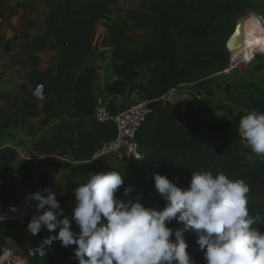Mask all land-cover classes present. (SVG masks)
<instances>
[{
    "label": "trees",
    "instance_id": "16d2710c",
    "mask_svg": "<svg viewBox=\"0 0 264 264\" xmlns=\"http://www.w3.org/2000/svg\"><path fill=\"white\" fill-rule=\"evenodd\" d=\"M187 1V2H186ZM119 0H45L48 14L45 17L46 31L28 41L29 53L26 62L32 70L28 75L33 85H47L44 102L46 123L54 107H63L71 118L82 119L92 114L95 97L90 91L95 68L86 67L77 77L71 89L66 81L79 68L89 50L91 27L106 10L118 4ZM142 11L131 14L132 27L144 31V36L131 48L123 49L121 42L125 30L120 23L108 26V35L113 43L112 67L117 79L106 87L111 95H122L126 84L135 75V68L142 64L154 63L151 78L147 84L148 95L160 99L181 84L195 82L204 74H215L226 67L228 51L225 40L233 33L234 21L248 10L264 15V5L249 0H139ZM49 47L55 51L45 71L37 69L39 58L36 52ZM233 105H242L248 111L264 112V91L245 89L243 86L225 87ZM32 113L36 106L24 102ZM153 129L148 132L139 129L137 139L145 152L142 170L150 182L154 174L166 176L177 187L187 188L193 171H222L231 179H243L248 183L250 214L258 215L264 222V204H259L253 193L259 189L264 198V158L256 155L253 161H245L239 154L235 123L229 119L195 109L188 120L178 119L164 108H156ZM150 114V115H151ZM149 115V116H150ZM244 114L239 113L236 120ZM99 125V127L97 126ZM67 127H59L51 139L34 144L32 149L42 153L52 152L58 145L67 147L75 159L89 160L99 144L110 141L116 135L112 124L92 123L79 140L73 142L66 136ZM17 153L13 148L0 149V212L26 199L36 207L31 199L35 192L50 189L63 209L64 199L53 189V176L45 171L36 174L42 185L32 184V175L25 169L19 180L13 179L7 171ZM123 184L118 188L117 199H139L146 201L145 187L131 178L122 176ZM131 187V193L124 196V189ZM41 212L47 210L40 209ZM62 219L63 216L58 217ZM102 222L105 220L102 219ZM171 222H177L173 220ZM170 224V223H169ZM169 224L167 225L169 227ZM72 230L77 225L71 222ZM264 231V223L255 225ZM59 227L50 232L57 235ZM17 226L10 219L0 222V256L7 239L16 240ZM187 251L196 249V239L192 234L185 238ZM61 247L59 240L45 246L44 254L32 255L28 264H79L73 248Z\"/></svg>",
    "mask_w": 264,
    "mask_h": 264
},
{
    "label": "clouds",
    "instance_id": "9594fccd",
    "mask_svg": "<svg viewBox=\"0 0 264 264\" xmlns=\"http://www.w3.org/2000/svg\"><path fill=\"white\" fill-rule=\"evenodd\" d=\"M237 130L251 151L264 158V112L247 111ZM153 180L165 201L159 210L143 206L138 198L117 199L121 172H89L73 189L71 220L50 189L43 190L46 195L33 193L37 210L45 206L47 210L31 217L28 232L35 236L42 228L53 232L59 227V231L27 250L29 255L25 251V259L32 252L42 256L45 246L59 240L61 247L76 246L73 252L79 264H195L184 239L192 232L205 264H264V231L255 227L264 222L250 214L245 180L231 179L222 171H193L187 188L161 174H154ZM131 191L125 188L124 196ZM173 220L182 227H168ZM72 221L78 232L72 230Z\"/></svg>",
    "mask_w": 264,
    "mask_h": 264
},
{
    "label": "crops",
    "instance_id": "0c3cea01",
    "mask_svg": "<svg viewBox=\"0 0 264 264\" xmlns=\"http://www.w3.org/2000/svg\"><path fill=\"white\" fill-rule=\"evenodd\" d=\"M119 2L116 5L110 6L92 25L89 50L82 65L75 70L74 74L66 81L65 85L67 89H71L84 68L94 67L95 73L90 91L94 97H103L108 109L112 112H118L143 99L154 100L147 92V84L151 78L152 69L155 65L154 63H146L137 66L135 68L136 75L127 82L125 91L122 95H111L106 92V87L117 79L112 67L111 55L113 52V43L108 35V26L114 22L120 23L123 26L125 30L124 38L121 42V47L123 49L131 48L139 41L143 34L142 29L132 27L133 21L130 17L131 14L142 11L139 0H128V7L121 6ZM48 11L49 9L48 6H46L45 0H0V49H6L8 51L14 50L19 46V34H23L22 41L27 43L24 53L28 55L30 51L28 48L29 39L37 37L46 31L44 20ZM15 36L17 38H15ZM24 37H26L25 40H27V42L24 40ZM55 54V51L49 47L36 52L39 58L37 69L45 71ZM26 66L29 72L24 74L21 78V80H23V85L21 86L22 88L24 86V88L19 90V95L21 96L19 109L23 110V108H26L24 102L36 106L34 116L37 119L38 135L35 141L32 138H28L27 141H13L12 136V138L7 137V132L5 134L6 137L0 138V149L9 147L13 148L17 153L16 159L10 162V164L14 163L16 167L17 165H23L25 169H29L32 175L33 185H42V181L38 183H36L38 180L34 181L38 172L45 171L51 174L54 178V190L62 196L68 207H70V205L74 206L75 204L73 189L77 187L79 183L87 179L89 172H106L114 170L121 172L122 176L141 179L144 175L142 168L136 167L131 163H121L113 156L99 159L91 158L89 160L75 159L70 150L63 145H58L50 153L34 151L32 149L34 144L50 140L59 127H67V138L75 142L79 140L80 134H85L89 126L96 122L93 120L92 114L87 118L75 119L69 117L63 111V107H54L46 123H43L42 121L45 119L44 102L46 100L47 85L31 84L28 75L32 68L27 62ZM3 77H5L4 87H12V85H9V82L12 81V74L6 72ZM2 78H0V81ZM182 92L190 95L192 94L190 91ZM197 106L199 105L197 104ZM8 170L9 168L7 167V171ZM8 172L10 174V170ZM22 174L23 171L17 172V170L13 173L16 177H21ZM68 184L71 186L70 192H66L65 190ZM29 211L28 208L23 214L12 216L13 218L11 221L17 226L16 240L18 242H29L28 245H26L27 250L32 251L43 238L48 236V234H46L48 230L42 228L35 236L28 232L27 224L30 221ZM3 213L4 212H0V222L5 219Z\"/></svg>",
    "mask_w": 264,
    "mask_h": 264
},
{
    "label": "rangeland",
    "instance_id": "374dc122",
    "mask_svg": "<svg viewBox=\"0 0 264 264\" xmlns=\"http://www.w3.org/2000/svg\"><path fill=\"white\" fill-rule=\"evenodd\" d=\"M249 1L264 5V0H249ZM250 16H254V17L261 16L264 19V15H262L261 13L254 12L253 10H248L234 21L233 32L241 28L240 31L243 33V27H244L243 24L246 20L249 19ZM262 28H264V25H262ZM142 32L143 34L140 37V39L144 36V31L142 30ZM15 38L17 37L15 36ZM18 38L20 40L18 43L19 46L14 50L8 51L6 49H0V78H2L6 74V72H8V74H12V81L9 82V85H12L13 87V88L4 87L5 77H3L4 79L2 78V80L0 81V138L6 137L5 134L7 132V137L12 136L13 141H24V140L27 141L28 138L30 139L32 138L35 141L38 135L37 119L34 116L36 111L32 113L31 109L27 107L23 108V110L19 109V104L21 101L19 90L24 88V86L23 88L21 86L23 85V80H21V78L24 76V74H27V72L29 71H28V67L26 66V62H24L26 61V57H27V55L24 53L27 43L22 41L23 34H19ZM25 39L26 37H24V40ZM227 39L225 40V42L227 41ZM25 41L27 42V40ZM231 64H232L231 54L229 53L226 67L223 70L218 71L215 74H211V75H208V73H206L204 74L203 78L196 80L195 82L184 83L178 86L177 88H175L177 90L190 91V93H192L191 95L194 97L193 102L189 106V113L185 117L184 116L178 117V119L188 120L193 110L204 109L208 112L214 113L218 116L233 121L236 127V140H237L236 144L239 154L243 160L253 161L256 157V154L251 151L250 147L247 145V142L238 133L237 129H238L239 120H236L239 113L245 114L248 110L242 105H233L228 98V94L225 87L228 85L230 87L243 86L245 87V89H258L260 91H264V51L258 49L254 54V59L253 61H251V63L236 64V66L232 68V70L225 72L228 68H230ZM197 104L199 106H197ZM155 121H156V114H151L150 116L147 117L145 124L143 125V128L141 130L144 129V131L150 132L153 129ZM97 126L99 127V125ZM14 166L16 167V164L14 163H11L8 166L10 170V174L9 172L8 174L13 179L19 180L21 177H16L15 175H13V173L16 170L17 172L25 171V168L23 165H17L15 169ZM131 179L135 181L138 185L145 187L146 201L149 207L156 208L157 210L162 209L164 207L165 201L156 192L154 188V183L150 182L148 178L145 176V174L141 177V179L140 178L138 179L131 178ZM36 180H38L36 183L42 181L40 178L35 177L34 181ZM53 184H54V180H53ZM70 188L71 186L70 184H68L65 189L66 192H70L71 191ZM253 198L259 204L262 205L264 204V198L259 189L254 191ZM64 204H65V210L69 214H71L73 205H70V207H68L65 200H64ZM28 208L30 210L29 219H31V217L35 214H42L41 210H37V207H35L34 205L29 204ZM12 216H16V215L15 214L9 215L8 218L11 220L13 218ZM169 227L175 230L176 228L182 227V225L175 222H170ZM78 231L79 228L77 226L75 232ZM47 232L46 234L50 236V232L49 233ZM189 234H192L196 239L195 234L192 232L185 233L184 238ZM14 241L17 244L16 246L27 252L26 245H28L29 242L25 243V242H18L17 240ZM189 254L193 258L195 264H205L203 251L199 250L197 244L195 251ZM27 255H29L28 252ZM28 258H26L24 261H21V263H17L15 261L10 260V264H28L27 263ZM64 264H66V261L64 262Z\"/></svg>",
    "mask_w": 264,
    "mask_h": 264
},
{
    "label": "built area",
    "instance_id": "2783aa9c",
    "mask_svg": "<svg viewBox=\"0 0 264 264\" xmlns=\"http://www.w3.org/2000/svg\"><path fill=\"white\" fill-rule=\"evenodd\" d=\"M256 18L261 26L264 25L263 17L257 16ZM151 101L150 99H143L118 112H112L108 109L105 99L96 96L92 111L93 120L100 125L112 124L116 129V135L110 141L99 144L93 152L92 159L113 156L120 162L132 163L136 167L142 168L145 152L137 139V133L152 113L149 108ZM7 241L8 239L5 241L3 252L6 251ZM3 255L4 253L0 256V263L10 264V260L13 261L6 259L2 262ZM18 260L24 261L22 258H18Z\"/></svg>",
    "mask_w": 264,
    "mask_h": 264
},
{
    "label": "bare ground",
    "instance_id": "6f19581e",
    "mask_svg": "<svg viewBox=\"0 0 264 264\" xmlns=\"http://www.w3.org/2000/svg\"><path fill=\"white\" fill-rule=\"evenodd\" d=\"M243 26V33H240L242 45L231 53L232 64L225 72L232 70L236 64L251 63L258 49L264 51V28H262L257 18L250 16ZM25 256V251L16 246L13 239H8L6 251L1 261L12 259L17 263H21L18 258L25 259Z\"/></svg>",
    "mask_w": 264,
    "mask_h": 264
},
{
    "label": "water",
    "instance_id": "95a60500",
    "mask_svg": "<svg viewBox=\"0 0 264 264\" xmlns=\"http://www.w3.org/2000/svg\"><path fill=\"white\" fill-rule=\"evenodd\" d=\"M119 4L121 6H129L128 0H120ZM241 28L234 31L230 37L227 39L225 47L227 51L231 54L234 50L238 49L242 45L241 38ZM193 96L182 92L177 89H173L168 94H166L161 99H154L150 102L149 108L153 112L156 108H164L165 110L171 112L176 117L186 116L189 113V106L193 102ZM29 206V202L26 199L21 200L15 206L9 207L3 216L8 218L9 215L23 214ZM9 219V218H8Z\"/></svg>",
    "mask_w": 264,
    "mask_h": 264
}]
</instances>
